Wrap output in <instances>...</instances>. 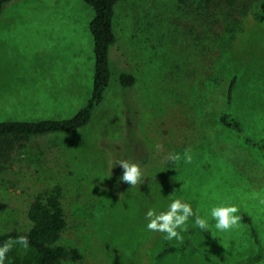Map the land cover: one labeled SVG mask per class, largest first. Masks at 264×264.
<instances>
[{"label": "rangeland", "instance_id": "1", "mask_svg": "<svg viewBox=\"0 0 264 264\" xmlns=\"http://www.w3.org/2000/svg\"><path fill=\"white\" fill-rule=\"evenodd\" d=\"M258 1L219 37L221 55L204 82V94L210 95L205 99L197 85L188 84L191 66L175 25L179 0H119L103 101L86 126L31 137L0 169V203L5 204L0 233L26 230L34 196L60 184L67 227L58 243L77 246L86 259L81 264H264V257L254 259L260 248L242 220L224 234L189 227L183 241L191 233L204 254L173 253L156 260L164 244L183 241L149 232L144 219L149 207L164 210L176 197L201 215L213 204L232 203L237 214L251 217L264 246V152L245 141L249 137L264 146V22L255 17L264 0ZM92 16L82 0L7 4L0 14V121L67 118L87 102L94 73ZM123 70L135 77L129 89L119 83ZM233 74L238 79L228 106ZM171 106L197 126L196 139L175 150L190 148L192 163L173 164L165 177L142 189L113 182L117 159L134 158L129 161L147 172L156 157L148 159L146 142L157 141V124ZM222 111L240 121L241 132L217 120ZM179 141L188 142L184 136Z\"/></svg>", "mask_w": 264, "mask_h": 264}, {"label": "trees", "instance_id": "2", "mask_svg": "<svg viewBox=\"0 0 264 264\" xmlns=\"http://www.w3.org/2000/svg\"><path fill=\"white\" fill-rule=\"evenodd\" d=\"M11 1L0 0V14ZM82 1L93 9V16L88 24L93 38L94 52V73L90 97L73 116L67 118L0 121V169L13 159L14 152L25 147L26 141L31 137L48 133H70L86 126L96 107L104 99L111 78L108 61L110 48L116 43L114 18L119 0ZM179 2L182 5V11L176 17L175 25L180 40L183 41L181 48L189 58V66H191L188 84L197 85L205 99H208L210 95L204 94L206 90L204 82L214 74V65L221 55L218 45L219 37L227 28L240 23L259 1L179 0ZM255 17L260 22H264V2L260 4ZM237 79L238 76L233 74L226 88L228 106L233 102ZM134 82L135 77L131 72L123 70L119 73V83L122 88H131ZM182 112L181 109L171 106L164 121L157 124V141L155 143L151 140L146 142L148 159L155 157L156 159L149 164L147 172H144L143 184L137 185V188L152 186L165 177L173 166L165 162L167 155L175 152L176 149L188 146L196 139L197 126L188 122ZM217 120L226 128L236 132L242 131L240 121L229 111L220 112ZM181 136L187 138L188 142L179 141ZM245 141L264 152V146L261 143L249 137L245 138ZM129 160H134V158H129ZM116 169L119 173L113 177V182L118 181L123 171L119 165ZM62 195L63 188L60 184H53L48 189L38 192L26 211L30 226L26 230L11 229L0 233V244L12 242L19 236H26L28 239L27 249L13 243L6 254L5 264H66V262L81 264L86 260L85 255L77 246H64L58 243L67 227ZM4 207L5 204L0 203V211ZM240 216L242 222L249 226L254 243L260 248V251L253 255L254 259L259 261L264 257V246L261 244L251 217L243 212ZM185 252L204 254L201 248L194 243L191 233L179 244H164L156 253L155 259L158 260L167 254Z\"/></svg>", "mask_w": 264, "mask_h": 264}, {"label": "clouds", "instance_id": "3", "mask_svg": "<svg viewBox=\"0 0 264 264\" xmlns=\"http://www.w3.org/2000/svg\"><path fill=\"white\" fill-rule=\"evenodd\" d=\"M159 148V145H157ZM191 164L193 161L192 150L190 148L184 149L183 153L170 152L165 162L170 164ZM117 165L123 169L122 174L118 177L119 181L127 182L129 187L143 184L144 172L140 165L126 159H117L112 168ZM111 168V169H112ZM111 169L109 176H111ZM185 187L188 182L185 181ZM177 190H174L175 192ZM211 197H215V193H211ZM264 204V198L260 200ZM239 208L236 204L232 203H219L213 204L209 207L208 211L201 215L199 210H194L193 206L187 200L176 197L169 201L164 210L157 211L149 207L144 213L146 221L145 228L149 232H158L163 234V239L181 242L184 239L182 235L188 230L189 227L203 231L215 229L219 234L227 233L237 227L242 217L237 214ZM13 243L19 244L21 247L27 249L28 239L26 236H19L12 242H5L0 244V264H5V257L11 249Z\"/></svg>", "mask_w": 264, "mask_h": 264}]
</instances>
